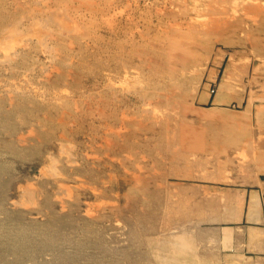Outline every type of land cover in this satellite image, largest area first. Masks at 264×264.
<instances>
[{"label":"rangeland","instance_id":"obj_1","mask_svg":"<svg viewBox=\"0 0 264 264\" xmlns=\"http://www.w3.org/2000/svg\"><path fill=\"white\" fill-rule=\"evenodd\" d=\"M262 43L264 0H0V264H260L194 241V177Z\"/></svg>","mask_w":264,"mask_h":264},{"label":"crops","instance_id":"obj_2","mask_svg":"<svg viewBox=\"0 0 264 264\" xmlns=\"http://www.w3.org/2000/svg\"><path fill=\"white\" fill-rule=\"evenodd\" d=\"M230 53L243 56L241 51ZM260 57L259 71L234 68V61L219 79L218 69L212 71L216 91L205 94L204 101L233 115L196 118L209 126L203 146L211 160L194 177L209 190L203 201L209 208L194 219L215 228L194 234V241L208 242L216 253H239L264 264L263 43Z\"/></svg>","mask_w":264,"mask_h":264}]
</instances>
